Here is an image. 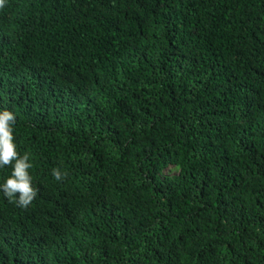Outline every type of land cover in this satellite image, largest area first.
<instances>
[{
	"label": "trees",
	"instance_id": "trees-1",
	"mask_svg": "<svg viewBox=\"0 0 264 264\" xmlns=\"http://www.w3.org/2000/svg\"><path fill=\"white\" fill-rule=\"evenodd\" d=\"M0 109V264H264V0H6Z\"/></svg>",
	"mask_w": 264,
	"mask_h": 264
},
{
	"label": "clouds",
	"instance_id": "clouds-1",
	"mask_svg": "<svg viewBox=\"0 0 264 264\" xmlns=\"http://www.w3.org/2000/svg\"><path fill=\"white\" fill-rule=\"evenodd\" d=\"M5 3L6 0H0V8L4 7ZM16 123L13 112L0 109V168L9 165L12 167L11 174L0 183V192L19 206L27 207L36 197L37 191L29 173V169L33 167L30 156L28 153L20 155L14 142ZM66 174L60 168L51 170V175L56 181H61Z\"/></svg>",
	"mask_w": 264,
	"mask_h": 264
}]
</instances>
